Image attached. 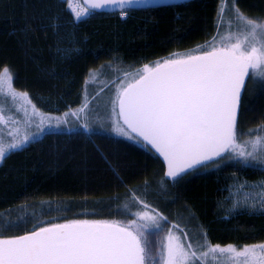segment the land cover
<instances>
[{
  "label": "trees",
  "instance_id": "1",
  "mask_svg": "<svg viewBox=\"0 0 264 264\" xmlns=\"http://www.w3.org/2000/svg\"><path fill=\"white\" fill-rule=\"evenodd\" d=\"M221 4L194 0L125 10L124 20L104 12L75 20L64 0H0V71L10 69L13 89L26 92L39 113L50 117V127L38 137L28 136L0 163V238L71 220L127 224L135 218L129 211L147 204L171 219L184 211L202 229L201 244L264 243V215L234 211L229 193L263 177V167L221 166L176 185L205 166L169 179L161 159L143 142L139 151L110 133L85 127L92 101L106 88L126 87L145 64L155 67L173 54L200 55L213 37L220 46L222 36L236 31L234 25L218 28ZM237 6L247 17L264 20V0H237ZM232 16L228 5L225 21ZM250 78L237 121L238 143L260 135L249 129L260 132L264 126V85L253 93ZM134 79L138 76L129 82ZM11 103L7 112L17 113ZM165 236L164 229L150 236L155 253Z\"/></svg>",
  "mask_w": 264,
  "mask_h": 264
},
{
  "label": "snow or ice",
  "instance_id": "2",
  "mask_svg": "<svg viewBox=\"0 0 264 264\" xmlns=\"http://www.w3.org/2000/svg\"><path fill=\"white\" fill-rule=\"evenodd\" d=\"M137 2L64 0L75 20L110 7L120 8L123 17L127 15L125 6ZM228 5L233 16L225 21ZM220 25L229 29L234 25L236 29L221 37L220 46L213 37L207 46H201L207 50L200 55L173 54L175 58L156 62L155 67L145 64L136 73L138 79L122 87L116 97L119 118L163 157L167 164L165 175L173 179L197 166H207L227 153H235L244 162L251 158L264 164V137L257 135L241 144L237 133L246 78L264 81V20L247 17L237 6V0H222L218 28ZM226 40L234 42L224 43ZM0 94L11 95L13 99L28 98L26 92L16 93L12 88L8 68L0 71ZM32 107L33 115L41 116L42 125L43 114ZM6 122L0 110V124ZM40 125L37 127L43 131ZM116 130L121 131L119 124ZM29 139L25 135L7 145L0 140V162L9 151L22 147ZM261 188L264 189V182ZM259 198L264 209V193ZM133 215L136 219L127 224L71 220L33 229L25 235L0 238V264H221V258L222 264H264V244L242 248L231 244L212 246L206 240L204 244L196 242L195 246L185 244L173 232L179 225L168 229L166 243L162 241L159 251L153 254L149 237L162 230L161 222L167 221V217L148 211Z\"/></svg>",
  "mask_w": 264,
  "mask_h": 264
},
{
  "label": "rangeland",
  "instance_id": "3",
  "mask_svg": "<svg viewBox=\"0 0 264 264\" xmlns=\"http://www.w3.org/2000/svg\"><path fill=\"white\" fill-rule=\"evenodd\" d=\"M116 14L118 15L119 18L123 20L129 16V13H127V15L123 17L121 16V12ZM219 41L220 42L218 44H221V39H219ZM226 41L223 42L225 43ZM230 42H234V41H230ZM134 77H131L129 81H131V79H133ZM103 80H108V75L106 73L104 74ZM128 82L125 83L124 86H127ZM250 84H252L250 88L251 91L255 93L257 92L258 89H260L261 86L264 85V81L260 80L259 78H250ZM103 85H107L106 81L105 84ZM116 86L117 85H114L112 88L111 87L106 88L102 93H100V95H98L92 101L85 115V119H86L85 127L91 132H100V133H108V134L110 133L113 136H116L117 138L123 140V142L132 143L135 146V148H137L140 151L143 149L142 141L138 137H136L126 127V125H124L122 119H120L119 116L117 115L119 112V107H118V102H116V97L118 91L120 90V87L118 89L116 88ZM7 92H8L7 85H4V93ZM0 95L1 97H5L7 100V102L2 103L3 99L0 98L1 100L0 110H2V114L4 115L7 121L4 124H0V140H2L5 145H7L8 143L13 142L14 139L22 140L25 135L38 137L39 134L41 133L40 128L38 133H34V132H36V129H38L37 125H40L41 116L33 115V107H32L33 105L30 103L29 99L28 98L24 99L19 96H17L16 99H13L11 95H7V94H0ZM9 97H11L12 100H10ZM7 103H11V106L14 109H16L18 112L8 113L6 109ZM12 107L9 106L7 108L13 111L14 109ZM25 111L27 112V115L25 114ZM43 117H44V123L40 125V127L43 129L50 127V123L48 120L50 117L46 115H43ZM69 123H73V121L71 120ZM117 124H119V126L121 127L120 132L116 130ZM51 128L55 129L57 128V126L52 124ZM258 131L260 132L251 131L249 129V132L251 134L259 133L260 134L259 136L264 137V126L261 127V129ZM9 133H11V135ZM256 135H253L252 136L253 138L249 140H254L256 138ZM249 140H244L242 142ZM249 150H250V146H249ZM238 165L254 166V167L259 166L264 168V164H261L258 160H253L249 158L247 162H244L242 158L237 157L235 153H227V155H225L224 157H221L220 159L214 162H210L207 166L203 168V170L198 171L196 169L195 171H192L189 174H185L183 177L180 176L181 178L177 179L175 183L176 185H179V183L181 184L186 178L192 179L197 177V175L205 174L209 171L211 172L216 171V169L220 168L221 166H238ZM261 182H264V176L259 178L258 180L245 182L230 188L229 193L232 197L234 211L249 212L252 214L255 213V214L264 215V209H261L260 207L261 201L259 198L260 195L264 193V189L261 188ZM152 210L153 209L149 207L145 208L143 205V207L140 206L135 209L133 208L129 212H131L132 214L138 211H148L151 212L152 214L158 212L163 216L167 217V221L161 222L162 229H164L165 235H167L168 229L172 228L173 225H179L178 229L173 228V232L176 235L180 236L185 244L193 243V245L195 246L196 242H200V236L203 234L202 229L199 227L196 228V225L195 223H193V220H189V217L187 216V214L184 213V211L175 212L174 216H172L173 219H171L168 213L159 212L157 210H155V212H152ZM134 219H136V217ZM104 221H112V220H104ZM185 233L187 234L186 239L184 238ZM149 240L152 242L150 237ZM163 242L166 243L165 238ZM252 245H258V244L255 243ZM242 247H238V248H242ZM154 249H155V242H152L153 254H155ZM211 259L212 257L210 256L209 260L211 261ZM222 262H223V258H221V264Z\"/></svg>",
  "mask_w": 264,
  "mask_h": 264
},
{
  "label": "water",
  "instance_id": "4",
  "mask_svg": "<svg viewBox=\"0 0 264 264\" xmlns=\"http://www.w3.org/2000/svg\"><path fill=\"white\" fill-rule=\"evenodd\" d=\"M194 0H138L137 3H134L133 5L131 6H125V10H143V9H152V8H159V7H167V6H174V5H179V4H184V3H189V2H192ZM95 12H104V13H109V14H116V13H120L121 12V9L118 8V7H110V8H105V9H101V10H98V11H95ZM247 80V78H246ZM246 85V84H245ZM245 89V88H244ZM243 93H244V90L242 92V97H241V102H242V98H243ZM240 107H241V104H240ZM239 112H240V108H239ZM238 117H239V114H238ZM238 121V120H237ZM127 127V125H126ZM130 130V129H129ZM131 131V130H130ZM136 137H138L148 148H150L160 159L161 161L163 162L164 164V167H165V173L167 171V164L166 162L163 160V157L160 156L156 151L155 149L152 148L151 145L147 144V142L143 141V139L139 136H137L135 133H133ZM199 167V166H197ZM196 167V168H197ZM195 169V168H194ZM193 170V169H192ZM191 171V170H189ZM184 174V173H182ZM181 174V175H182ZM169 179H173V178H170L168 177ZM25 235V234H24ZM12 238V237H11Z\"/></svg>",
  "mask_w": 264,
  "mask_h": 264
}]
</instances>
